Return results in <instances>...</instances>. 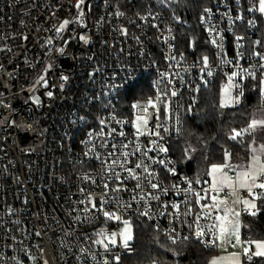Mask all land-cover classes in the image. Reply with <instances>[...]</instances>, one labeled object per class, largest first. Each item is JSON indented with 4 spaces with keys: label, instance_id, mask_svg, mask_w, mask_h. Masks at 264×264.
I'll return each instance as SVG.
<instances>
[{
    "label": "built area",
    "instance_id": "1",
    "mask_svg": "<svg viewBox=\"0 0 264 264\" xmlns=\"http://www.w3.org/2000/svg\"><path fill=\"white\" fill-rule=\"evenodd\" d=\"M79 2L0 0V264H156L132 262L134 247L130 244L125 249L119 236L123 223L105 221L101 211L92 210L89 198L104 202V210L131 224L136 219L148 222L170 241L216 248L211 245L216 238L211 229L217 225L218 209L202 208L213 201L197 203L195 195L210 191L211 186L184 175L170 151L150 152L152 160L140 153H123L131 152L136 144L143 150L156 139L150 135L135 138L129 121H133V105L155 98L158 89L177 92L165 98L168 112L161 110V120L155 121H163L168 128L161 130L160 141L167 147L170 139L183 133L187 114L198 103L205 81L241 69L264 79L260 67L264 59L254 55L258 51H248V43L259 37L263 14L259 0H213L202 8L198 24L212 52L201 55L193 54L191 48L185 52L178 48L175 11L137 9L125 0H83L78 8ZM65 20L70 23L57 32ZM238 51L244 57L236 66ZM205 56L212 76L201 71ZM228 60L233 63L224 62ZM41 76L46 85L37 83ZM134 87L140 88L141 98L125 100ZM156 111L148 110L149 127ZM112 128L117 134L109 135ZM120 131L126 135L121 137ZM129 141L133 143L124 148ZM159 159L174 168L176 175L155 162ZM141 160L170 190L158 192L159 201L148 199L154 190L143 170L135 169ZM127 168L135 169L140 188ZM188 181L193 191L187 195L172 187L188 188ZM118 186L121 190L113 191ZM237 192L241 200L249 196L246 189ZM210 195L217 193L210 191ZM231 196L224 189L218 199ZM126 204L131 207H122ZM164 204H179V211ZM145 210L149 216H140ZM209 211L211 215H205ZM250 212L241 209L240 219ZM200 228L205 235L197 238ZM102 229L107 236L117 233L115 246L98 235ZM98 239L108 244L107 250L94 243ZM245 247L242 241V262L249 264L243 255Z\"/></svg>",
    "mask_w": 264,
    "mask_h": 264
},
{
    "label": "trees",
    "instance_id": "2",
    "mask_svg": "<svg viewBox=\"0 0 264 264\" xmlns=\"http://www.w3.org/2000/svg\"><path fill=\"white\" fill-rule=\"evenodd\" d=\"M213 0H125L126 5L137 9L151 8L155 11H175L176 43L184 52L191 48L193 54H211L210 44L205 41L198 21L202 8ZM262 21V20H261ZM262 22L259 37L261 42ZM257 41L248 43V51L264 53L263 44ZM255 45V46H254ZM253 46V47H251ZM228 79L219 74L198 93V103L186 117L183 133L170 139L167 147L180 166L184 175L194 181L206 176L207 167L211 164L239 165L248 162L253 154L252 147L264 146V130H258L249 136L244 133L238 140H231L232 129H244L248 121L255 118L264 119V97L258 86L260 75L246 77L239 81L236 92H242L238 103L221 107L220 94L223 83ZM125 100H136L142 96L139 87L129 90ZM146 96V95H145ZM253 149V148H252ZM229 153V156H225ZM262 155V154H261ZM254 211V210H253ZM256 214L244 215L241 219V238L248 241H264V200L257 199ZM132 246L134 254L131 261L138 263L155 262L156 264H208L214 249H206L194 241L175 242L157 232L148 222L136 219ZM249 264H264V258L253 257Z\"/></svg>",
    "mask_w": 264,
    "mask_h": 264
},
{
    "label": "snow or ice",
    "instance_id": "3",
    "mask_svg": "<svg viewBox=\"0 0 264 264\" xmlns=\"http://www.w3.org/2000/svg\"><path fill=\"white\" fill-rule=\"evenodd\" d=\"M82 2H83V0H80V2L76 6L79 8L80 3H82ZM259 11L261 13H264V0H259ZM69 23H70L69 20H65L60 25V27L57 29V32L61 31ZM80 39L85 40V43L87 42V40L83 36L80 37ZM237 39L239 40V39H243V38L238 37ZM48 42L51 43V40H49ZM212 43L215 45L216 40H212ZM258 43H262V42H258ZM60 51L62 52L63 49H61ZM254 55L261 57V59H264V56H262L261 53L257 52V53H254ZM243 57H244V53L238 51L237 52L236 66H239L238 60L242 59ZM173 59H175V57H173ZM221 59L223 60V56H221ZM224 62L229 63V64L233 63V61H231V60L224 61ZM201 63L203 64V68L201 69V71L204 72V74L207 76H212L213 73L209 68L208 57L207 56L203 57L201 60ZM260 67L262 69H264V64H261ZM244 76L255 78V73L250 72L247 69H241L239 72L233 71V72H231L230 75H228V84L225 86V88L223 90L224 91V99L221 102V107L226 106L230 102H235V103L239 102V96L243 95V93L238 92L237 97L234 98L231 95V89L233 87H236L237 89H239V87H240L239 79H243ZM63 79L66 80L67 77H63ZM41 81H44L43 76L40 77V80H38L37 83H40ZM162 81H163V75H162L161 81H157V84L159 85ZM44 83L46 85V81H44ZM169 83H171V81H169ZM204 83L207 84V81H205ZM258 86L260 88L261 94L264 95V79H261L258 81ZM158 91L160 94L157 95L155 98L149 97L146 104L143 106L144 115L137 114L135 116L134 121H129V123H132L133 127L135 128V133H134L135 138H139L140 136L150 135V136L156 137V139L149 141L150 146H146L143 150L141 149V147L138 144H136L132 148L131 152L123 153V155L128 156V155H135L137 153H140L145 159L152 160L153 157L148 155L150 152L167 153L169 151V149L167 147L162 146L160 143V141L163 139L161 136V130L164 132H167L168 128H166L164 126L163 121H161L160 124H156L155 121L161 120V115H160L161 110L165 114H167V112H168L169 105L166 103L165 98L169 97V95L174 97L177 95V92L175 90H164V89H158ZM47 94H48V96L52 95L51 92H48ZM36 102L39 103V100L37 99ZM158 106H160V107H158ZM133 107L139 111V109L141 108V105L135 104V105H133ZM149 108L157 110L151 127H149V119H148ZM113 118H115V117H113ZM116 122L117 123H123V121H119V120H117ZM100 123L104 124L105 122L102 120V121H100ZM145 128H147V131L143 130ZM258 130H264V119L258 120V119L253 118V119L248 121V125L246 128L240 129V130L232 129L231 135L229 136V139L234 140V141L238 140L244 133H248L249 136H252L253 133H255ZM115 134H117L116 129L112 128L109 135H115ZM118 134L121 137H124L126 135V133L124 131H120ZM132 143H133V141H129V143L124 144L123 147L128 148L129 145ZM113 147H115V145H113ZM262 150H264V146H262ZM110 155H111V153H110ZM229 155H230L229 153H225L226 157ZM258 159H259L258 157H254V160L258 161ZM155 162L160 164V165H163L165 168H167V162L164 159H159ZM231 167H232L231 165H221V166L212 165L211 170L206 173L207 175L212 176V178H213V183L211 185L210 191L217 193V195H210L209 190H202L203 194L195 193V195L197 197V201H196L197 203H200V201L207 200V199H211L213 201V203L211 205H208V204L201 205L202 208L220 209L221 205L224 206L222 209L224 214L216 216V220L219 222L218 225L214 224L212 226V229H211V230H215V232H216V238L211 241L212 246H219L221 243H225V244L230 243L232 236H235V243H240V237H239L240 225H239V219H238L240 216V213L236 212L233 208L227 207V201L218 199V194L221 191H223L226 187L231 188L232 189L231 194L233 196H236V191H237L236 184H234L230 180V178L227 176V174L223 171L224 168H231ZM135 169H142L143 170V172L146 174L144 178L148 181L149 187L154 190L153 192H150L147 194L149 200L159 201L160 196L157 194L158 192H163L164 194L169 193L170 190L168 188H164L162 186V184L156 179L157 174L155 173V171H150V166L147 163H145L143 160H141L140 163H137L135 165ZM135 169L134 168H127L126 171L131 174L132 179H135L138 181L136 187L140 188L141 187V185L139 183L140 177L138 175H136ZM167 171L169 174L176 175L174 168H167ZM114 176L117 179H119V174L114 173ZM123 183H124V181H121V185ZM196 183H199V181L197 180ZM237 183H238L239 188L247 190L249 197L251 199L241 200L239 197H237L233 201V203L234 204L242 203L244 205L245 211H250L252 209H256L257 205L253 201H255L257 199L264 200V191H260V192L255 191L256 189L264 190V165H261V167L258 170H256L255 172H250V171L241 172L238 176ZM188 184H189V187L184 188V189H181L180 186L176 185V184H174L172 187L177 190V193L183 192L184 194L187 195L189 193H192V191H193L191 188L192 181H188ZM105 188H108V184H105ZM120 190H121L120 186H118L113 191H120ZM140 199L144 200V197L141 196ZM133 200H136L135 196L133 197ZM89 202L92 205V210L101 211L103 213L105 221L115 220V221H121L123 223L124 227L121 230V232L119 233V236H120L121 241L123 243V247L125 249H129L130 248L129 242L133 239L131 222L128 219H124L121 215H117L114 212H109L107 210H104V206H103L104 202H100L98 204L97 202L93 201L91 198H89ZM122 207L130 208L131 204L122 205ZM150 207H151V205H149V209H150ZM162 207H164V208L171 207L173 210L179 211V204H172V205L164 204V205H162ZM85 211H89V210L85 209ZM190 211H191V209H189L188 212H185L184 215H188ZM250 214L255 215L256 213L254 211H251ZM139 215L144 216V217H148L149 216V210H145L143 212H140ZM205 215H211V212L210 211L206 212ZM229 216H233L236 219L230 220ZM199 219H200V217L198 216L196 222H198ZM173 231H175V229H173ZM37 235H39V233H37ZM98 235L104 237V239H107L109 241V243L113 246H115L117 244V233L113 232V233H111L110 236H107L105 234L104 230L102 229L98 233ZM195 235L197 238L203 237L205 235L204 229L200 228L198 231L195 232ZM185 239H187V237H185ZM94 243L103 244L105 250L108 249V244H104V240H102V239H98V240L94 241ZM173 243H175V240H173ZM248 243L254 244L255 249H256L255 251H251V249L249 247L244 248L243 255H244V257L247 258L248 261H252L253 257L264 258V242H262V241H249ZM116 259L118 260L119 257H117ZM210 264H218L217 258H214L210 262ZM230 264H242V261L234 253L232 258H230Z\"/></svg>",
    "mask_w": 264,
    "mask_h": 264
},
{
    "label": "rangeland",
    "instance_id": "4",
    "mask_svg": "<svg viewBox=\"0 0 264 264\" xmlns=\"http://www.w3.org/2000/svg\"><path fill=\"white\" fill-rule=\"evenodd\" d=\"M262 37H261V42L263 44V47H264V13L262 14ZM260 40H258L256 42L257 45H259L260 43ZM228 84V79L223 83L222 87H221V94H220V102H222V100L224 99V88L225 86ZM237 88L236 87H233L231 89V95L232 97H237L238 93L236 92ZM264 97V95H263ZM239 100H240V96H239ZM147 102V101H146ZM146 102L144 103H139L141 105V108L139 109V111L137 109H135V112H134V116H133V121L135 120V116L137 114L139 115H144V112H143V106L146 104ZM236 104L235 102H230L229 104H227L226 106H231V105H234ZM264 116V114L262 115ZM135 130V128H134ZM253 148V149H252ZM251 148V151H252V155L250 156L248 162H244V163H240L239 165H237V167H235L234 169H231V168H224L223 171L227 174V176L230 178V180L236 184V188H237V191L241 188H239L238 186V183H237V179H238V176L241 172L243 171H250V172H255L256 170H258L261 165H264V157L261 156V154L264 153V150H262V146H255V147H252ZM254 157H258V161L254 160ZM212 165H217V166H221V165H228V163H225V164H220V163H216V164H211L207 167V170H206V173L208 171L211 170V166ZM205 173V174H206ZM203 182H205L206 184L208 185H212L213 183V178L212 176H209L206 174L205 178L202 180ZM227 190H229L231 193H232V189L231 188H225ZM243 190V189H242ZM236 191V196H231L230 199H227L225 201H227V207L229 208H233L236 212H239L240 213V210L243 209L244 210V205L242 203H239V204H234L233 201L239 197L238 196V192ZM240 198V197H239ZM244 199H251L249 196L248 197H245ZM254 203H256L257 205V200L253 201ZM223 205H221V208L217 210L216 212V216L217 215H223ZM220 210L222 211V213L220 212ZM256 211V209H252L250 211ZM229 219L230 220H235L236 218L233 217V216H229ZM239 225H240V229H239V237H240V243H235V236H232L231 237V242L230 243H221L219 246H217L216 248V252L211 255L210 257V260L208 262V264H210V262L214 259V258H217L218 260V264H230V258H232L233 254L235 253L242 261V255H241V251H240V246H241V243L242 241L244 242V244L246 245V247H249L251 249V251H255V245L254 244H249L248 240L246 239H242L241 238V222H240V216H239ZM218 221H217V225H218ZM124 225L121 224L118 228V231L119 233L121 232V230L123 229ZM132 233H133V237H134V225L132 224ZM133 240V239H132ZM132 240L129 242V244L132 243ZM253 241H260V240H253ZM264 242V241H262ZM243 264V262H242Z\"/></svg>",
    "mask_w": 264,
    "mask_h": 264
},
{
    "label": "water",
    "instance_id": "5",
    "mask_svg": "<svg viewBox=\"0 0 264 264\" xmlns=\"http://www.w3.org/2000/svg\"><path fill=\"white\" fill-rule=\"evenodd\" d=\"M235 168V165H232L231 169H234Z\"/></svg>",
    "mask_w": 264,
    "mask_h": 264
},
{
    "label": "crops",
    "instance_id": "6",
    "mask_svg": "<svg viewBox=\"0 0 264 264\" xmlns=\"http://www.w3.org/2000/svg\"><path fill=\"white\" fill-rule=\"evenodd\" d=\"M261 156H263V157H264V153H263ZM220 212L222 213V211H221V210H220Z\"/></svg>",
    "mask_w": 264,
    "mask_h": 264
}]
</instances>
